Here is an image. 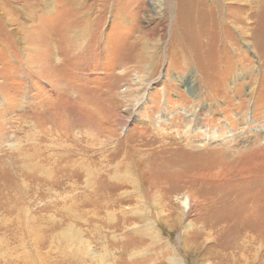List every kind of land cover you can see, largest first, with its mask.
I'll list each match as a JSON object with an SVG mask.
<instances>
[{
	"label": "rangeland",
	"instance_id": "1",
	"mask_svg": "<svg viewBox=\"0 0 264 264\" xmlns=\"http://www.w3.org/2000/svg\"><path fill=\"white\" fill-rule=\"evenodd\" d=\"M263 169L264 0H0V264H264Z\"/></svg>",
	"mask_w": 264,
	"mask_h": 264
},
{
	"label": "bare ground",
	"instance_id": "2",
	"mask_svg": "<svg viewBox=\"0 0 264 264\" xmlns=\"http://www.w3.org/2000/svg\"><path fill=\"white\" fill-rule=\"evenodd\" d=\"M172 126V125H171ZM105 132L106 133V135L105 136H103L104 138H105V141H109V140H112L114 137H115V130L113 129V128H111V127H107V128H104L103 130H102V132ZM147 131L148 130H146V129H144V128H141L140 130H139V133L137 134V137H139V136H141V135H143V134H147ZM160 130L158 129V132L156 133V135H152L151 136V138H147V139H149V141L151 142V143H155L156 141H157V136H159V135H161L162 136V138L163 139H160L159 140V142L160 143H163V145L162 146H159V147H163V149H161L160 151H163L164 153H165V151H167L168 152V149L166 148V146L167 145H175L174 146V148H172V149H170V150H172L173 151V149H178V151L179 152H182V153H186V154H191V152L190 153H187L186 152V150H188L189 148H191V149H193V148H195V147H197V146H201V147H204V146H202V145H198L197 144V146L195 145V144H193V143H189L188 142V140H189V138H184V139H182L183 141H180V140H177L175 137H172L171 136V134L170 133H168L167 135L169 136H171V137H168L166 134H164V133H160L159 132ZM99 132V131H98ZM159 134V135H158ZM93 136V135H92ZM135 137V136H134ZM132 138V137H131ZM134 139V138H133ZM124 141V142H123ZM123 141H118V142H116V145H114V146H112L111 148L113 149L112 151H109L108 152V154L106 155L105 154V150H99L100 151V156H103V155H106V157H107V159H112L110 156H112V157H116V156H118L119 154H120V152H122V149H123V147L122 146H124L125 145V143H127V142H129L128 140H127V138H125V140H123ZM145 140H143V139H138V145H144L145 143ZM103 143V142H102ZM142 143V144H141ZM135 144V143H134ZM101 145V144H100ZM205 145V144H204ZM206 146V145H205ZM132 145H131V152H132V155H133V153H136L137 151H135L134 149H132ZM156 147V146H155ZM170 147V146H169ZM125 148H127V147H125ZM136 148V147H135ZM146 148V147H145ZM85 149V148H84ZM154 149V148H153ZM152 149V150H153ZM186 149V150H185ZM159 150V149H158ZM169 150V151H170ZM212 150V149H211ZM218 151H219V149H217ZM96 151V150H95ZM216 151V150H215ZM97 152V151H96ZM141 152H143V151H141ZM146 152V151H145ZM163 152H161V153H163ZM189 152V151H188ZM159 153V152H158ZM110 154V155H109ZM166 154V153H165ZM215 154H216V152H215ZM227 154H229V153H227ZM131 155V156H132ZM149 155V154H148ZM244 154H238L237 156H233V155H231V159L230 160H228V161H226L225 163L226 164H229V163H231V165H232V161H234V160H236V159H238V158H241V156H243ZM141 156V155H140ZM139 156V157H140ZM161 156V155H160ZM227 156H229V155H227ZM89 157V156H88ZM181 157H182V155H181ZM170 158H172V157H170ZM228 158V157H227ZM136 159V158H135ZM167 159V158H166ZM142 160V159H141ZM161 160V159H160ZM232 160V161H231ZM137 161V160H136ZM135 161V162H136ZM172 161H173V159H172ZM171 161V162H172ZM177 161V160H176ZM181 161V160H180ZM179 161V162H180ZM230 161V162H229ZM145 162V161H144ZM169 162H170V160H169ZM174 162V161H173ZM221 162L222 161H218V162H216L215 164L216 165H221ZM140 163H141V161H140ZM155 163V162H154ZM162 164V163H161ZM165 164V163H164ZM173 164V163H172ZM237 165V162H235L234 163V165ZM169 168H172V169H174V170H177V169H175V167H182V163L180 162V163H175L174 165H169V164H166ZM206 165V164H205ZM152 166V165H151ZM202 166V165H201ZM228 166V165H227ZM199 167V166H198ZM234 167H237V166H234ZM90 168H91V166L88 168V173H90L89 171H90ZM153 168V167H152ZM228 168V167H227ZM202 169V168H201ZM229 170H231V168H228ZM241 169V168H240ZM147 170V169H146ZM260 170H262V169H260ZM264 170V169H263ZM179 171V170H178ZM249 171V170H248ZM211 172V171H210ZM214 172V171H213ZM212 172V173H213ZM216 172V171H215ZM231 172V171H230ZM242 172V171H241ZM245 172V174H246V171H244ZM254 172H256L255 170H254ZM97 173H99V171L97 172ZM103 173V176H105V173L102 171L101 173H100V175ZM171 173V172H170ZM250 173V172H249ZM259 173V172H258ZM260 173H262V172H260ZM172 174V173H171ZM211 174V173H210ZM218 174H219V172H218ZM239 174V173H238ZM244 174V173H243ZM248 174V173H247ZM251 174V173H250ZM212 176V175H211ZM216 176V175H215ZM233 176V175H232ZM242 176V175H241ZM240 176V177H241ZM210 177V176H209ZM238 177V176H237ZM229 178V177H228ZM259 178V177H258ZM217 179V178H216ZM237 179H242V178H237ZM253 179V178H252ZM262 179V178H261ZM211 180V179H210ZM254 180V179H253ZM256 180V179H255ZM264 181V180H263ZM238 183H239V181H238ZM234 184V183H233ZM256 184H258V183H256ZM261 185V184H260ZM263 185V184H262ZM250 186V185H249ZM258 186V185H257ZM256 187V186H255ZM254 187V188H255ZM249 188V187H248ZM251 188V187H250ZM261 189H263V188H261ZM260 189V190H261ZM225 190V189H224ZM251 190H252V188H251ZM256 191V190H255ZM252 192V191H251ZM248 193H250V192H248ZM255 193V192H254ZM258 195V194H257ZM259 195H262L261 194V192L259 193ZM258 195V196H259ZM260 197V196H259ZM264 197V196H263ZM255 200V199H254ZM257 200H259V198L257 199ZM261 200H262V198H261ZM260 200V201H261ZM256 202V201H255ZM259 202V201H258ZM252 203V202H251ZM263 203V202H262ZM258 204V203H257ZM251 206V205H250ZM247 207V206H246ZM248 209V208H247ZM240 210V209H239ZM242 211V210H241ZM258 213V212H257ZM248 213H246V209L242 212V216H246ZM252 214V213H251ZM261 214V213H260Z\"/></svg>",
	"mask_w": 264,
	"mask_h": 264
}]
</instances>
